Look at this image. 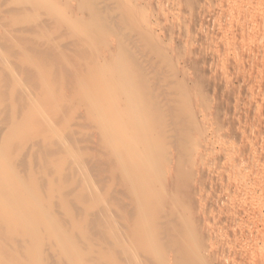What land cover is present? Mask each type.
Listing matches in <instances>:
<instances>
[{
	"label": "bare ground",
	"instance_id": "obj_1",
	"mask_svg": "<svg viewBox=\"0 0 264 264\" xmlns=\"http://www.w3.org/2000/svg\"><path fill=\"white\" fill-rule=\"evenodd\" d=\"M90 1L5 0L16 8L0 13V264H44L40 247L54 264H212L217 239L157 176L174 160L188 181L204 147L192 93L162 85L176 76L150 20L163 1ZM98 111L94 161L76 135Z\"/></svg>",
	"mask_w": 264,
	"mask_h": 264
},
{
	"label": "rangeland",
	"instance_id": "obj_2",
	"mask_svg": "<svg viewBox=\"0 0 264 264\" xmlns=\"http://www.w3.org/2000/svg\"><path fill=\"white\" fill-rule=\"evenodd\" d=\"M98 1L101 0L90 2ZM162 1L163 6L151 12L150 20L155 25L153 36L164 41L161 46L169 49L176 67L175 78L164 79L162 85L175 87V82L182 80L185 89L192 93L198 119L193 135L200 134L198 138L202 135L201 147H204L200 149L202 156L195 161L198 164L187 168L191 171L188 181L184 180L186 176L176 174L180 163L173 160L167 162L170 166L166 164L165 169L163 166L161 171L159 169L157 176L160 174L163 179L159 178V185H168L171 200L189 197L187 206L192 207L189 215L198 219L204 236L217 239L218 245L214 244L213 249L207 251L212 264L218 260L217 264H251L255 259L263 260L264 254L258 252V246L264 242V0ZM90 2L85 6L91 5ZM146 2L138 0L140 7ZM12 8H16L13 3L0 0V13ZM22 17L20 20H24L25 16ZM82 17L87 19V13ZM106 17V14H99L95 22L104 24ZM144 25L141 22V26ZM72 31L76 33V29ZM104 37L111 40L113 34L107 31ZM174 90L165 97L172 98ZM82 110L85 108L80 103L79 111ZM101 115L102 111H98L87 120L82 119L80 124L84 128L76 135L79 139L85 136L81 140L92 141L87 145L89 149L91 147L90 155L95 157H91L94 161L99 160L96 155L99 149L95 152L94 145L99 135L90 123L101 120ZM195 130L199 134H194ZM160 153L163 152L159 149L156 155L160 157ZM103 167L104 172L97 177L106 183L112 177L105 172L110 167ZM115 187L122 194L123 187ZM123 197V202L130 205L129 199ZM248 237L255 240L253 244H257L258 249L250 244ZM247 241H250L248 247ZM37 249L33 252L34 257L44 251V264H54V257L50 256L47 247Z\"/></svg>",
	"mask_w": 264,
	"mask_h": 264
}]
</instances>
